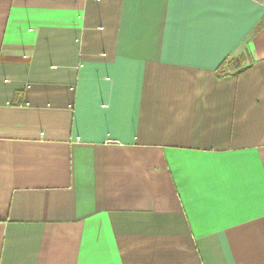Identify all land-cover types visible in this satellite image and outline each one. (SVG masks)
<instances>
[{
    "label": "crops",
    "instance_id": "obj_1",
    "mask_svg": "<svg viewBox=\"0 0 264 264\" xmlns=\"http://www.w3.org/2000/svg\"><path fill=\"white\" fill-rule=\"evenodd\" d=\"M0 264H264V0H0Z\"/></svg>",
    "mask_w": 264,
    "mask_h": 264
},
{
    "label": "trees",
    "instance_id": "obj_2",
    "mask_svg": "<svg viewBox=\"0 0 264 264\" xmlns=\"http://www.w3.org/2000/svg\"><path fill=\"white\" fill-rule=\"evenodd\" d=\"M242 66V59L241 57H232L221 63V65L218 67V74L223 75L228 70L237 71L240 70Z\"/></svg>",
    "mask_w": 264,
    "mask_h": 264
}]
</instances>
